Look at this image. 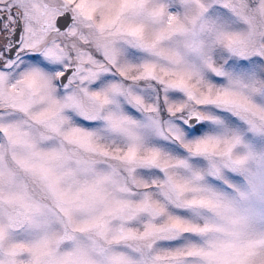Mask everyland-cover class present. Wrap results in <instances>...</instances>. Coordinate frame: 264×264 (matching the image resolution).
Wrapping results in <instances>:
<instances>
[{"label": "snow or ice", "instance_id": "obj_1", "mask_svg": "<svg viewBox=\"0 0 264 264\" xmlns=\"http://www.w3.org/2000/svg\"><path fill=\"white\" fill-rule=\"evenodd\" d=\"M0 264H264V0H0Z\"/></svg>", "mask_w": 264, "mask_h": 264}]
</instances>
